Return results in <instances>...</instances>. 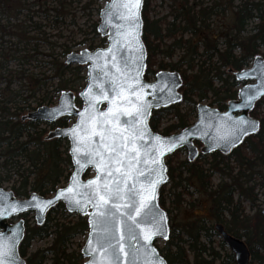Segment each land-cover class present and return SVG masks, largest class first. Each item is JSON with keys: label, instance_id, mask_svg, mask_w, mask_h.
Returning a JSON list of instances; mask_svg holds the SVG:
<instances>
[{"label": "trees", "instance_id": "trees-1", "mask_svg": "<svg viewBox=\"0 0 264 264\" xmlns=\"http://www.w3.org/2000/svg\"><path fill=\"white\" fill-rule=\"evenodd\" d=\"M7 3L0 1V187L8 185L18 198L32 192L50 196L63 181L67 182L72 165L67 139L45 136L48 129L67 126L69 118L48 123L21 120V116L39 106L54 105L61 91L78 93L84 87L83 66L64 60L75 46L86 43L74 40L77 32H85L76 27L72 0H9L6 8ZM93 4L91 0L83 8ZM100 8H96L98 14ZM141 17L146 50L144 78L149 80L159 70L176 71L182 78L181 101L152 109L149 115L150 128L162 135L189 126L191 118H196L198 103L206 101L223 111L243 84L231 71L247 67L256 55L264 57V0H170L168 13L158 18L150 17V0H143ZM253 19L257 23L247 33L246 26ZM98 22L90 24L95 37ZM67 31L73 36H64ZM105 43L103 37L96 44L92 38L87 48L94 50ZM75 102L81 104L79 98ZM182 104L187 109L181 112ZM263 105L264 96L250 112L259 120L258 131L227 154L213 151L199 153L193 160L187 156L178 160V154L185 151L180 148L166 156L167 180L158 188L157 201L165 211L169 234L162 247L155 245L167 264H234L231 253L219 259V252L211 246L213 237L219 236L215 224L243 239L249 251L248 264H264V214L255 192L256 185H264V112L259 111ZM167 114L176 119L161 127ZM213 174L219 178L215 186ZM167 184L170 187L166 190ZM190 188L198 198L188 204L206 199L210 220L178 218L182 195H191ZM245 203L256 208L252 216L244 213ZM52 213L58 214V219L52 218ZM65 215L71 214L59 202L41 225L30 226L24 220L18 251L26 264L83 262L80 251H68L67 247L75 237L86 236V217L75 214V220L64 221ZM50 236L49 246L28 252L32 240ZM218 244L222 249L226 246L221 239Z\"/></svg>", "mask_w": 264, "mask_h": 264}, {"label": "water", "instance_id": "water-1", "mask_svg": "<svg viewBox=\"0 0 264 264\" xmlns=\"http://www.w3.org/2000/svg\"><path fill=\"white\" fill-rule=\"evenodd\" d=\"M142 3L143 0H140V26L138 29L139 44H137L134 40H125V38L119 34L120 32L127 30L126 28H121V25L124 22L119 19V13L123 10L117 6L119 4V0H107L99 10V23L96 27L97 33L101 37H105L106 45L104 47H98L94 50L84 48L78 52L71 51L66 55V64L86 66V82L84 87L77 94V97L81 101L80 107L75 104V94L72 91L65 90L60 93L57 104L54 106L42 105L21 116V120H41L48 123L63 116L74 117L75 119L66 127H56L49 130L45 136L46 139L64 137L68 141V155L70 157L72 170L66 185L57 188L50 196H42L36 192H32L27 198H17L11 190L0 187V247L10 248L13 250L16 264H26L25 258L22 257L18 251L19 243L24 236L25 225L22 218H18L15 221H13V219L22 213L33 212L36 225H41L45 220L46 213L59 202L64 205V208L68 213H76L86 217L88 232L80 250L81 255L86 259L82 264H89V262L93 259H100L101 253H93L89 248V241L92 240L93 245H95L96 240V235H94L93 232L94 222L97 230L102 227L100 218L94 216L97 209L93 206L94 202L85 203V198L78 195V193L85 191L91 192L93 190L92 188H83L81 185H87L88 181L96 179L99 173L94 164L87 163L88 157H86L83 152L74 154L73 148L81 147V145L73 139L70 133V130L75 128L81 120L79 114L84 112V110L89 107V97L83 95L88 90L89 86L93 85V94L99 95V84H104L106 90H108L111 88L113 77L117 75L115 68L112 67V55H100L98 57V53H104L110 48L113 49V54L116 56V62L119 67L123 68L124 62L127 60L130 69V76H135L136 69L139 67L140 82L144 85L157 86L156 88L147 87L144 89V92L146 93L144 98L152 104V107L149 109V114L145 118L151 137L146 136L144 141L141 143L144 144L147 149H151L152 145L155 144L152 137L160 136L162 139L172 140L178 144L173 151L165 152L162 157H159V159L162 160L163 168L165 169L163 172L165 179L156 187V198L154 201V207L152 208L153 213L159 212L165 217L164 227L166 229L165 234L167 237L169 229L166 214L157 201L158 188L167 180L165 157L180 148L186 149L189 159L195 158L199 152L202 154H209L213 151H219L222 154H227L234 147H237L246 136L255 134L258 131H249L248 135L241 136L239 140H236L235 136L231 135V133L234 129L235 122L239 121L241 118L257 122L259 129V120L251 116L250 112L253 109L255 102L264 96V58L261 55H256L249 67L243 68L239 71H233L236 80L245 83L238 87L236 98L227 102L225 110L220 111L217 108L199 103L196 106V120L191 125L186 126L178 132L170 135H162L154 132L150 128L148 118L152 109L166 107L180 102L182 96L178 89L182 84V78L178 72L168 70L157 71L152 80L144 78L143 74L146 65V50L141 37ZM140 45H142V56L139 47ZM93 77L96 78L95 81H93ZM129 82H131V80H129ZM109 95H112L110 91ZM249 95L254 96L255 98L251 101L249 106L241 107ZM68 105H70V107H66ZM109 106L108 101H102L96 105V111L105 112ZM128 119V117H121L122 122H125ZM181 136L184 137L183 141L178 139ZM221 137H226V139L221 140ZM195 141H198L201 145L197 147L194 143ZM229 141H232L234 146H232ZM76 159H80L81 163L86 166L80 169L75 162ZM141 167H143V165H141ZM149 167L154 166L149 165ZM88 170L93 172V174L89 177H84V174ZM74 175H77L78 183L74 187L73 193H67L65 190L73 186L72 177ZM141 181L144 182L143 178H141ZM129 183H131V181ZM61 191H65V195L57 199ZM33 197L36 199L33 200ZM78 199L81 200L80 204L75 202ZM49 200L52 201V204L47 206V208L43 211L36 207V204ZM113 203L122 202L114 200ZM11 205H16L19 210L12 212L9 207ZM120 211L123 212L126 211V209L121 208ZM260 211L264 214V201ZM116 216L119 219H125L120 216L119 212L116 213ZM112 226L115 229V224ZM215 228L221 235L222 240L225 241L229 247L235 264H248L249 251L244 241L228 234L221 224H216ZM137 233H139V229H137ZM125 234L127 235V229H125ZM160 239L165 240L164 235L154 236L147 249L144 247L145 242L139 235H137L136 240L126 239L125 244L131 246L129 247L130 252L133 249H139V252L136 253V264H145V261L148 259L155 261L156 264H159V260H162L164 264H167L166 260L155 246V242ZM150 249H155L156 255H150ZM131 260L132 257L129 256V261Z\"/></svg>", "mask_w": 264, "mask_h": 264}, {"label": "snow or ice", "instance_id": "snow-or-ice-1", "mask_svg": "<svg viewBox=\"0 0 264 264\" xmlns=\"http://www.w3.org/2000/svg\"><path fill=\"white\" fill-rule=\"evenodd\" d=\"M117 6L123 10L119 13V19L124 22L121 28L127 29L119 34L125 40H134L139 44L140 0H119ZM139 47L142 56V45ZM110 54L113 61L112 67L117 73L112 79L111 88L106 90L105 85L101 83L99 95H96L92 92L93 85L89 86L83 94L89 97V107L79 114L81 120L75 128L70 130V133L81 145V147L73 148L74 154L83 152L88 157L87 163L94 164L99 173L96 179L88 181L87 185H81L83 188H92L91 192L78 193L85 198V203L94 202L93 206L97 209L94 216L100 218L102 225L97 230L94 222L95 245L92 240L89 241L90 250L93 253H101V256L99 260L93 259L89 264H136V253L139 249H133L130 252L131 246L125 244L126 239L136 240L139 235L145 242L146 249L156 235H164L167 239L164 227L165 217L162 213H153L152 208L156 198V187L165 179L163 176L165 169L159 157H162L165 152L173 151L178 144L172 140L162 139L160 136L152 137L155 144L151 149H147L141 143L146 136L151 137L145 118L152 104L144 98L146 95L144 89L157 86L144 85L140 82L139 67L136 69L135 76H130L127 60L123 68L119 67L113 49L98 53L97 56ZM95 79L93 77V81ZM109 91L112 93L111 96ZM254 98V96H247L241 107L249 106ZM102 101H108L110 106L107 111L98 112L96 105ZM122 116L129 119L122 122ZM256 130H258L257 122L241 118L235 122L231 135L239 140L241 136L248 135L249 131ZM178 139L183 141L184 137L181 136ZM224 139L226 137H221V140ZM229 143L234 146L232 141ZM75 162L80 169L86 166L80 159H76ZM77 175L72 177L73 186L65 190L67 193H73L78 183ZM65 191H61L57 199L64 196ZM35 199L33 197V200ZM114 200L122 203H113ZM75 202L80 204L81 200L78 199ZM51 204L52 201L49 200L36 204V207L43 211ZM9 207L12 212L19 210L16 205ZM121 208L126 211L121 212ZM117 212L125 219L117 218ZM125 229H127V235ZM149 251L150 255H156L155 249ZM129 256L132 257L131 261ZM0 264H16L12 249L0 247ZM145 264H156V262L148 259ZM159 264L164 262L159 260Z\"/></svg>", "mask_w": 264, "mask_h": 264}, {"label": "rangeland", "instance_id": "rangeland-1", "mask_svg": "<svg viewBox=\"0 0 264 264\" xmlns=\"http://www.w3.org/2000/svg\"><path fill=\"white\" fill-rule=\"evenodd\" d=\"M0 1H4L7 3L5 4V7L7 8L10 4H9V0H0ZM91 0H72V6L74 8V12H75V20H76V24H77V28H81V30H83L85 32V34L81 33V32H77V34L74 36V40L75 42H78L80 40H85L81 45H77L73 48L72 51L78 52L81 49L87 48V43L94 38L95 44L99 42V38L100 35H98L97 37L94 36V34L92 33L91 29H90V24L93 22L98 21V12L96 11V8L98 7H102L105 0H94V4L90 5V8H83L84 4H88ZM169 1L170 0H150V17H162L164 15H166L168 13V6H169ZM207 0H204V2H206ZM30 2V1H29ZM236 4V2L234 3ZM34 9H38L37 6L34 7ZM4 14L1 15V17H3ZM226 19V18H224ZM227 20H229V18L227 17ZM36 21H41L40 19H36ZM257 23L256 19L251 20L248 25L246 26V32L249 33L253 30L254 25ZM76 27L74 30V32H76ZM64 36H73V33L70 31H67L64 33ZM67 38V37H66ZM262 54L264 55V49L262 50ZM83 69H82V74L85 75L86 73V67L85 65H82ZM77 94V93H75ZM208 101V100H207ZM203 103H207L206 101H204ZM187 107L184 106L183 104L179 106V110L182 112L184 110H186ZM259 111H261V113L264 112V105L259 109ZM175 117L173 114H167L163 117L162 121H161V127L165 126L166 124H169L173 121H175ZM74 121L73 117H69L68 120V124H71ZM195 121V118H191V124ZM50 130V129H49ZM186 150L185 151H181L178 156L177 159H184V157H186ZM93 174V172H88V176H91ZM212 184L213 186H215L218 181V175L217 174H213L212 178H211ZM66 185V181H63L61 183V186ZM6 189H9L8 185H4L3 186ZM170 187V184L166 185V190ZM179 189H176V191L178 192ZM255 192L257 193V197H258V201L257 203L259 204V208L262 207L263 205V200H264V185H256V189ZM189 193L190 194H183L182 195V200L180 203V208L181 211L178 212L177 210V216L180 220H186L189 218H205V220H210V206H209V202L206 199L202 200H198L194 203L193 206H190L189 204L191 202H193L194 200H196V198H198L197 193L193 192V189L190 188L189 189ZM237 195H235L236 198ZM189 203V204H188ZM168 206V202L166 203ZM245 210L244 213L247 214L248 216H252L254 214L255 209L250 208L247 203H245ZM184 208V209H183ZM173 213L175 214V211H173ZM51 217L58 219L57 217H59L58 214L56 213H52ZM23 220H25L30 226L33 225L34 221V217H33V212H27L25 213L24 216H22ZM64 218V216H63ZM76 219V215L71 213V215L66 216L65 215V220L64 221H73ZM185 222V221H184ZM209 223H211L209 221ZM86 236H77L75 237L72 242L69 243L68 245V251H80L81 247L83 246L84 240H85ZM53 239V236L47 237V238H36L34 240H32L30 242V246L28 249L29 253H32L38 249H43L46 248L47 246H49L51 244V241ZM220 237L219 236H214L213 237V242L211 244V246L213 247L214 250L219 252L220 258L221 259L224 256V253H230V249L229 247L226 245L224 247V249L219 248V244L218 242L220 241ZM159 247H162L164 244L163 240H158L156 243ZM82 259L85 260L86 258L83 257L81 255ZM191 259V256L189 257ZM235 264V262H234Z\"/></svg>", "mask_w": 264, "mask_h": 264}, {"label": "flooded vegetation", "instance_id": "flooded-vegetation-1", "mask_svg": "<svg viewBox=\"0 0 264 264\" xmlns=\"http://www.w3.org/2000/svg\"><path fill=\"white\" fill-rule=\"evenodd\" d=\"M198 156V155H197Z\"/></svg>", "mask_w": 264, "mask_h": 264}]
</instances>
